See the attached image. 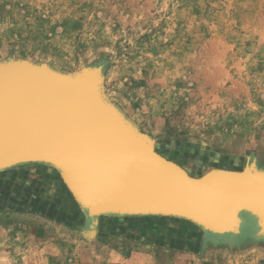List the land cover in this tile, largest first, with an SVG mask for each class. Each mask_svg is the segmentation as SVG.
I'll list each match as a JSON object with an SVG mask.
<instances>
[{
	"label": "rangeland",
	"instance_id": "374dc122",
	"mask_svg": "<svg viewBox=\"0 0 264 264\" xmlns=\"http://www.w3.org/2000/svg\"><path fill=\"white\" fill-rule=\"evenodd\" d=\"M12 62L90 75L194 178L264 157V0H0V66ZM136 216L118 235L86 236L58 168L0 169V264H264V237L211 239L198 224L178 232L176 216Z\"/></svg>",
	"mask_w": 264,
	"mask_h": 264
},
{
	"label": "water",
	"instance_id": "95a60500",
	"mask_svg": "<svg viewBox=\"0 0 264 264\" xmlns=\"http://www.w3.org/2000/svg\"><path fill=\"white\" fill-rule=\"evenodd\" d=\"M21 89L37 94L39 103L43 104L44 117L48 120L46 126L34 121L25 108L1 100L8 92ZM71 89L77 95L83 93V89L86 93L98 92L90 75L67 77L45 66L25 62L0 66V103H5L0 104V169L34 161L55 166L87 216L169 215L189 219L204 230L206 227L216 229L212 220L225 212L239 216V212L249 211L264 219V179L250 177L253 171L250 164H246L242 171L213 169L200 178H192L181 166L156 152L149 137L135 131L132 134L115 132L117 136L104 139L98 135H81L89 143L90 150L87 155L77 157L67 143L80 141L74 136L77 128L61 123L53 108L45 105L49 97H55L56 93L63 95ZM106 107L96 111L105 116L108 109L117 111L111 106ZM121 141L135 146L130 167L118 162L126 153ZM116 151L120 152L119 155ZM137 153L140 154L138 157ZM85 156L92 161L82 159ZM76 159L85 163L74 162ZM68 172L77 177L76 187L67 180ZM218 172H223V175H217ZM212 174L216 179L210 182L208 178ZM145 202L168 203L171 207L166 211H125L131 204L143 206ZM175 202L179 206L172 211ZM84 234L88 236L85 230Z\"/></svg>",
	"mask_w": 264,
	"mask_h": 264
},
{
	"label": "bare ground",
	"instance_id": "6f19581e",
	"mask_svg": "<svg viewBox=\"0 0 264 264\" xmlns=\"http://www.w3.org/2000/svg\"><path fill=\"white\" fill-rule=\"evenodd\" d=\"M81 92L83 93H80L77 95L71 89V90L65 91L63 95L61 93H56L54 94L55 97H49L48 101L45 102L46 106L53 108L55 112V116H57V119L61 123L69 124L70 126L73 125V127L77 128V132L74 133V136L75 138L79 137L80 141L79 142L67 141V143L69 144V149L74 150V153L77 154L76 155L77 157L81 155H87V151L90 150L89 143L85 142L82 139V136H97L98 135L100 138L104 139V138H110L112 137V135L117 136L115 132L116 133L119 132L121 134L124 131L128 133L131 132V134L133 133L135 129L133 130V127L131 128V125L125 120V118H123L122 114L117 112L118 110L111 112L108 109L109 112L106 116L96 111L97 108L101 110H103L102 108L107 109L106 106L108 105L107 103H105L104 99H102L103 97L102 98L100 97V94L97 91L94 90V91H91L90 93H86L87 91L83 89ZM1 100L6 103L16 104L20 107L25 108L30 113L32 118H34V121L41 124L42 127L47 125L46 123H48V120L44 117V113L42 111L43 104L39 103V97L37 96V94L25 92L24 90L21 89V90H15L12 92H8L6 94V97L2 98ZM4 102L0 104L5 105ZM108 106L110 107V105ZM117 123L119 124L117 125ZM84 132H86L85 135H84ZM120 143L122 144V146L125 147L126 153H125V157H123L122 159L118 158L119 159L118 162H121L124 165L126 164L128 167H130L131 165L130 159L133 158L132 155H133V150L135 149V146L129 145L128 142L121 141ZM118 146L122 147L120 145ZM116 153L117 155H119L120 152L116 151ZM139 155L140 154L137 153V157ZM82 159L92 161L90 158H88V156L82 157ZM76 161L81 162L82 164L85 163V162H82L80 159H76L74 162ZM169 161H172V160H169ZM115 164H116V161H115ZM115 164H112V166L115 167ZM248 164H250V166L253 168L252 175L250 177L254 178L255 180L264 179V170H259L256 166V163L254 162L252 163L249 162ZM118 165L119 164H117V166ZM85 166H88L87 163L85 164ZM216 174L223 175V172H218ZM67 177H68L67 180H69V182L73 186L76 187V183L78 184L77 177L73 176L69 172L67 173ZM215 179L216 178L212 174L208 178V181L211 182ZM227 179L229 180V178ZM222 180H226V179L222 178ZM93 204L95 205L96 202H94ZM144 204L145 205L143 206L137 203L131 204L129 205L128 209L125 211H129V212L130 211L149 212V211H158V210L166 211V210H169V208L171 207L170 204L168 203L159 205V204L152 203V202H145ZM177 205L178 203L175 202L171 210L176 211L178 208ZM94 209H97V208H94ZM220 211H223V210H220ZM247 212H245L247 213L246 215H242V216H235V214L231 212H225L223 213V215L222 214L216 215V217L212 220V222L214 223L213 225L216 226L217 230L216 229L210 230L209 227L208 228L206 227L205 232L211 239H216V238L226 237V236L230 239H232L233 237H240L239 239H241V238H244L245 236L255 238L259 230H264V219L263 217H259V218L256 217L255 215L257 214H254L252 212L249 213V211ZM87 219H88L87 223L89 226L86 228L85 233L89 237H91V236H94V233L96 232V226L98 224V215L94 216L93 214H90L89 216H87Z\"/></svg>",
	"mask_w": 264,
	"mask_h": 264
},
{
	"label": "crops",
	"instance_id": "0c3cea01",
	"mask_svg": "<svg viewBox=\"0 0 264 264\" xmlns=\"http://www.w3.org/2000/svg\"><path fill=\"white\" fill-rule=\"evenodd\" d=\"M255 162H256V166L259 170H264V157H263V155L255 156ZM233 171H238V170L233 169ZM205 173H207V172H204L203 174H205ZM67 201H69V199H67ZM246 214L247 213L244 212V213L240 214L239 216L246 215ZM143 218H146V217H143ZM152 218H159V219H155V220L152 219L153 221L151 220L149 223H151V224L160 223L161 224L162 223L161 220L164 217H152ZM169 218H174V217H169ZM174 219L176 220V223L178 225L177 226L178 232H181V230H185V229L193 230L192 232H196V231L203 232L201 227H199L193 221L183 219V218H179V217H175ZM98 220H99V222H98V225L96 226L97 229H96V233H95V235H96L95 238L97 236L99 237L101 235L102 236L111 235L110 237H112L113 234H111V233L117 234L116 231L117 230L119 231L120 226H127V225H130V223L134 224L135 221H137L139 223V217H137L136 215H110V217H102V218L98 217ZM149 227H151V225L148 226V229H149ZM124 229H126L125 231H127V228H124ZM83 231H84V229L81 230V233ZM127 233L128 232H126L125 235ZM258 233L256 236L260 235V237H264V230H259ZM83 237H84V239H83L84 242L89 241L85 236H83Z\"/></svg>",
	"mask_w": 264,
	"mask_h": 264
}]
</instances>
